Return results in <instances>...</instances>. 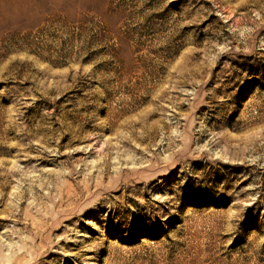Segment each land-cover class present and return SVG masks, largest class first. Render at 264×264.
<instances>
[{"label": "rangeland", "instance_id": "obj_1", "mask_svg": "<svg viewBox=\"0 0 264 264\" xmlns=\"http://www.w3.org/2000/svg\"><path fill=\"white\" fill-rule=\"evenodd\" d=\"M0 264H264V0H0Z\"/></svg>", "mask_w": 264, "mask_h": 264}]
</instances>
